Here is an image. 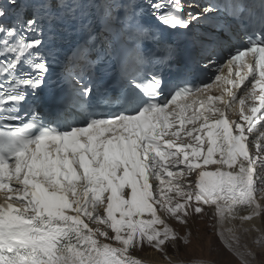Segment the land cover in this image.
I'll list each match as a JSON object with an SVG mask.
<instances>
[{
    "label": "snow or ice",
    "instance_id": "obj_1",
    "mask_svg": "<svg viewBox=\"0 0 264 264\" xmlns=\"http://www.w3.org/2000/svg\"><path fill=\"white\" fill-rule=\"evenodd\" d=\"M194 218L264 264V0H0V264H228Z\"/></svg>",
    "mask_w": 264,
    "mask_h": 264
},
{
    "label": "bare ground",
    "instance_id": "obj_2",
    "mask_svg": "<svg viewBox=\"0 0 264 264\" xmlns=\"http://www.w3.org/2000/svg\"><path fill=\"white\" fill-rule=\"evenodd\" d=\"M195 222V220L193 219L192 221H190V223H194ZM255 223H256V226L257 227H264V218H261V219H259V220H256L255 221ZM195 224H196V222H195ZM190 225H193V224H190ZM195 226V225H194ZM202 240H203V238L202 237H198V238H196V241L195 242H198V243H200V245H201V243H202ZM208 242H209V240H207L206 241V244H204L205 246V248L208 250ZM216 243V241L214 242V244ZM194 244H196V243H194ZM217 245H219L218 243H216ZM239 244H240V251L241 252H243L244 250H245V248H248V249H252V250H256L254 247H253V241H252V239L249 237V236H245V235H241V238H240V241H239ZM220 246V245H219ZM220 249H222V246L220 247ZM225 253H227L226 251H225V249H222ZM257 251V257H258V259L259 258H264V257H262L261 256V253H264V249H261V250H256ZM223 252V254H224V256L222 255L221 256V260H223V261H227L228 262V264H235V262L238 260V262H240V264H241V258H240V256L239 255H237V254H233V255H235V258L237 259L236 261L233 259V255H227V254H225ZM199 255H201V254H199ZM226 256V257H225ZM135 258H138V256H134ZM140 260H142V261H146V262H148V263H150V264H166V262H164V261H162L160 258H159V256H158V254H156L155 252H152V251H149V252H146V253H144V254H141L140 255ZM207 257V256H206ZM227 257L228 258H230V259H227ZM196 258H199V256H196ZM232 258V259H231ZM234 260V261H233ZM252 264H257V261L256 260H253V262H252Z\"/></svg>",
    "mask_w": 264,
    "mask_h": 264
},
{
    "label": "rangeland",
    "instance_id": "obj_3",
    "mask_svg": "<svg viewBox=\"0 0 264 264\" xmlns=\"http://www.w3.org/2000/svg\"><path fill=\"white\" fill-rule=\"evenodd\" d=\"M198 219L199 218H194L196 224H195V222L194 223H189V227L192 230L193 248L195 250V256H199V257L204 256V257H206L207 256V251H208L204 247L205 246L204 244H206V241L207 240H209V241L211 240L213 242L216 241V243H218V241L215 239V235L213 234L212 229H209L208 228V225L212 221L207 220V219H202L204 221V223H198L197 222ZM171 222H172L173 226L177 229V231H180V232H183L184 231L181 226H179L178 224H176L173 221H171ZM190 224H193V225H190ZM198 237H202L203 238L201 245H200V243L195 242L196 241V238H198ZM219 242H220V244H219L220 246L215 243V247H216V250L217 251H221L222 250V249H220V247L223 245V243L221 241H219ZM194 243H196V244H194ZM199 254H201V255H199ZM225 254L229 255L228 253H225ZM181 255L183 256V253ZM223 256H224V254H223ZM234 258L235 257H233V259ZM219 259H221V257H219ZM227 259H230V258L227 257ZM234 260L236 261L237 259L235 258ZM235 264H240V262H238V260H237L235 262Z\"/></svg>",
    "mask_w": 264,
    "mask_h": 264
}]
</instances>
